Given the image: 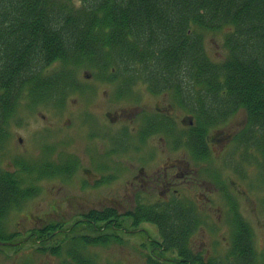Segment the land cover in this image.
Wrapping results in <instances>:
<instances>
[{"label":"trees","instance_id":"16d2710c","mask_svg":"<svg viewBox=\"0 0 264 264\" xmlns=\"http://www.w3.org/2000/svg\"><path fill=\"white\" fill-rule=\"evenodd\" d=\"M0 0V146L19 104H64L82 66L114 71L111 75L144 76L152 89L178 85L197 100L194 141L204 150L208 127L243 108L249 130L241 140L261 155L264 170V0ZM231 28L225 35L228 57L209 60L205 31ZM59 65L53 72L47 70ZM193 79V80H192ZM26 171V170H25ZM38 193L21 177L0 168V220ZM133 226H158L162 241L151 244L161 255L178 258L149 264H258L249 224L236 213L232 244L224 258L195 252L190 241L201 225L198 212L181 201L127 214ZM90 224L120 218L118 212L91 211ZM56 225L47 227L45 237ZM14 235L0 233L11 242ZM113 235L74 237L68 264H96L80 247L107 244ZM61 247L52 248L59 254Z\"/></svg>","mask_w":264,"mask_h":264},{"label":"rangeland","instance_id":"374dc122","mask_svg":"<svg viewBox=\"0 0 264 264\" xmlns=\"http://www.w3.org/2000/svg\"><path fill=\"white\" fill-rule=\"evenodd\" d=\"M68 1L75 7L81 6L80 0ZM229 31L231 28H225L218 32H205V50L209 59L215 64H221L227 59L228 51L224 43L225 35ZM56 68L58 65L52 66L49 71ZM84 75L92 77L97 74L95 69L82 66L78 70L77 77ZM95 80L89 78L84 83L91 84ZM109 87L107 84H101L99 91H110ZM139 87V90L144 89L143 86ZM86 95L87 97L91 96L90 93ZM87 100L72 96L64 111L54 110L51 107H37L39 104L34 102H31V108L27 107V102L24 101L11 117V138L3 152H0V165L4 169L12 171L17 170L16 162L22 159L25 161L31 159L35 162L48 159L59 163L69 156L77 158L78 120L80 123L84 122L89 125L90 128L94 127L99 130L96 117L83 109L85 108L84 104L89 105L91 109L94 107L95 102H90L92 99ZM124 104L127 103L113 101L110 105L100 103L99 107L100 111H103L106 108H121ZM247 122L246 112L239 110L221 125L220 130L215 133V137L227 140L234 135H239L248 129ZM19 136L24 137L22 143L18 142ZM132 141L136 142L134 138ZM133 145L135 143H132L130 147L133 148ZM182 151L180 150L178 154L173 153L171 157H186ZM79 157L88 161L85 154H79ZM212 157L216 175L205 179L206 174H197L204 164L195 161L196 185L194 188H186V183L182 178L176 179L179 190L183 191V197L198 203V210L203 220L200 229L192 238V246L204 253L208 251V254L215 257H222L226 254L230 247L231 237L232 212L230 205L234 203L243 219L253 229L258 263L264 264V182L262 179L264 170H261L257 164L260 161V156H256L253 150L249 151L244 145L240 146L230 140L214 147ZM103 163H108L115 168L119 179L124 177L125 172H129L126 163L118 164L111 158L106 162L100 159V161H95L96 172L100 176L96 179V185L107 184V181H101L105 174L104 171H106ZM30 164L34 165L31 161ZM22 175L25 176L22 178L25 186H39L41 193L21 208L12 211L3 224L6 226L7 233L23 232L22 237L21 235L20 238L16 237L20 239L19 241L27 238L33 229L42 228L50 223L59 222L64 225V229L69 230L74 221L78 219L80 211H84L83 208L94 207L101 199L105 200L108 197H112L117 202L123 199L127 192L122 187L113 189L111 194L106 191L98 194L90 190L86 191L80 187L84 180L78 173L68 180L62 178L38 180L37 173H23ZM225 194L230 198L228 199ZM149 198L155 201L159 197L154 194ZM123 225L127 232H120L121 243L88 246L85 250L86 255L92 257L98 264H148L147 253L149 250L145 243H147V236L158 237L157 229L146 225L141 227L144 231L142 232L137 229L129 230L127 223ZM84 228L85 226H77L73 232L62 233L47 242L49 247L61 245L60 255H53L51 252L43 253L39 250L40 246L33 242H28L25 245L18 243L10 248L0 246V264H65L68 260L66 256L67 241H69L67 234L70 236L85 235L87 233ZM135 232L140 233L134 234ZM15 247L17 249H13Z\"/></svg>","mask_w":264,"mask_h":264},{"label":"flooded vegetation","instance_id":"af4514ba","mask_svg":"<svg viewBox=\"0 0 264 264\" xmlns=\"http://www.w3.org/2000/svg\"><path fill=\"white\" fill-rule=\"evenodd\" d=\"M83 78L96 80L91 84L78 85L76 98L95 102L93 109L87 104L83 109L96 117L99 130L78 120L76 170L82 176H92V185L97 194L105 191L111 194L115 186L127 191L124 198L117 202L112 197L101 199L95 209L135 211L141 207L171 205L181 197L189 202L190 199L184 198L183 191L179 190L176 179L182 178L186 188L196 185L194 105L197 103L193 93L178 92L177 84L154 92L146 84L142 85V90L137 85L121 86L118 84L121 77ZM101 84L110 86V91H99ZM87 93L91 96L87 97ZM113 101L127 104L100 111V103L110 105ZM219 130L211 128L210 136L205 138V149L209 153L213 152L214 147L227 142L215 137ZM133 138L136 142L132 141ZM132 143H135L133 148L130 147ZM180 150L186 157H171ZM79 154H85L88 161L82 160ZM109 158L118 164L126 163L129 172L119 179L116 169L103 163L107 172L104 171L101 181L105 180L107 184L96 185V179L100 176L96 172L95 161L101 159L106 162ZM154 194L159 198L152 201L149 197Z\"/></svg>","mask_w":264,"mask_h":264}]
</instances>
